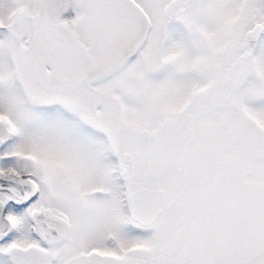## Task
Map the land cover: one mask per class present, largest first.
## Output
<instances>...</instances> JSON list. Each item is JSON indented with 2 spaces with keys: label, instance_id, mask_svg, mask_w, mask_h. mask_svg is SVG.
Instances as JSON below:
<instances>
[{
  "label": "snow or ice",
  "instance_id": "obj_1",
  "mask_svg": "<svg viewBox=\"0 0 264 264\" xmlns=\"http://www.w3.org/2000/svg\"><path fill=\"white\" fill-rule=\"evenodd\" d=\"M0 264H264V0H0Z\"/></svg>",
  "mask_w": 264,
  "mask_h": 264
}]
</instances>
